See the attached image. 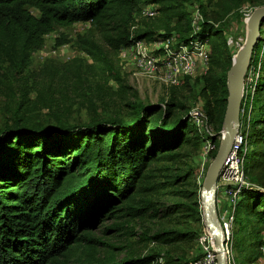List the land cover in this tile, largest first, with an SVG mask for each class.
<instances>
[{"label": "trees", "instance_id": "16d2710c", "mask_svg": "<svg viewBox=\"0 0 264 264\" xmlns=\"http://www.w3.org/2000/svg\"><path fill=\"white\" fill-rule=\"evenodd\" d=\"M189 1L0 0V76L23 78L34 53L43 49L46 36L57 27L69 28L79 23H90L95 31V35L80 36L76 41L92 64L81 59L68 63L48 60L40 67H94L104 84H119V93H125L128 87L116 68V60L96 40L97 36L117 57L141 40L153 43L175 39L173 49L208 40L209 70L196 84L202 86L204 109L220 134L229 96L227 76L234 54L225 31L208 20L206 11L203 13L207 20L194 32L186 10ZM145 6H157V15L145 17L152 22H147L144 29L133 30L136 16ZM253 6H264V0ZM256 49L251 67L259 62L264 68V39ZM157 54L165 53L161 49ZM185 81L188 85L190 78ZM254 88L255 102L260 103L264 76ZM32 93L37 95L36 102H44L46 108L51 106L42 91L24 87L11 122L0 126V264H153L163 253L165 264H193L198 258H175L166 251L118 260L117 252L123 248L112 242L116 237L136 236L135 221L158 218V201L150 197L167 190V186L187 184L193 179V170L188 169L175 175L173 181H159L172 169L165 163H177L183 149L199 148L205 141L191 123L188 108L179 100L177 90H171L165 103L130 102L116 114L97 111L90 100V120L79 124L60 118L55 123L34 121L30 116L36 106ZM259 113L257 125L264 124V105ZM260 140H264V134L254 139L255 149L247 152V177L258 157ZM219 145L217 142L212 159ZM193 188L194 191H172L170 194L180 195L187 202L168 207L165 216L171 210L185 213L198 228L144 234V241L175 246L198 240L205 229L200 204L202 183L195 180ZM108 220L112 221L110 226L105 225ZM231 244L241 264L254 263L264 256V186L243 189L235 211Z\"/></svg>", "mask_w": 264, "mask_h": 264}, {"label": "rangeland", "instance_id": "374dc122", "mask_svg": "<svg viewBox=\"0 0 264 264\" xmlns=\"http://www.w3.org/2000/svg\"><path fill=\"white\" fill-rule=\"evenodd\" d=\"M258 1L260 0H190L186 4V10L191 22H193L197 14H200L203 20H207L208 18L209 21L223 28L229 49L235 58L238 51L246 42L248 33L247 18L250 17L249 15L255 9L253 4ZM148 7L156 9L157 6H145L141 9L140 13L136 16L135 29L142 30L146 27L147 22H152V20L143 16L144 10ZM228 7H231L230 12L227 11ZM203 11H206L207 18L204 16ZM32 12L37 14L34 10ZM87 34L95 35V31L90 23H79L69 28L57 27L52 34L46 36L43 49L34 53L31 67L25 72L23 78L12 75L0 76V126L6 121L11 122V115H13L17 97H20L21 90L24 87L42 91L43 97L51 105L49 108H46L44 102H36L37 95L35 93L31 94V98L33 102H36V106L33 108L34 111L30 116H32L34 121L39 122L48 120L51 123H55L60 118L72 124L85 123L89 122L91 117L88 108V101L90 100L94 101L97 111L116 114L124 108V105L130 102H143L146 104L165 103L170 98L171 90L174 89L178 92L179 100L187 106L188 112L197 107L204 109L205 100L201 95L202 86L196 84V80L205 75L201 69H198L192 77H181L177 86L166 85L161 81V75H157L154 78L143 76L136 66V60L132 52L126 51L123 53L121 51L117 57L116 53L111 51L99 36H97L96 40L105 48L110 57L116 60L119 66L116 68L121 73L124 84L128 87L125 93H119L121 91L120 86L114 81L110 82L109 85L104 84L96 75L94 67H40L48 60L68 63L75 59H81L83 61L87 60V65H91V60L79 50L76 44L78 37ZM262 39H264V26L262 27ZM59 43L64 44L58 46ZM261 47L262 43L256 49L258 53L261 51ZM162 48L161 42H157L155 45L150 44L149 51L157 56L158 51ZM261 59H263L264 64V51L261 52ZM262 68L261 63L258 62V64L249 69L244 91L245 103H242L241 108V123L243 124L244 131L249 135V153L252 149H255L253 145L254 139L264 134V124L259 123L257 125V122H255L256 119L261 117L259 111L261 106L264 105V94L261 93L259 95L258 99L260 103L255 102L257 90L252 88L264 76V68ZM186 78H190L188 85L185 81ZM101 87H103L102 91ZM259 142L257 148L258 157L256 160H253L250 177H247L249 186L252 187L264 186V140H260ZM203 148L204 144L199 148L193 146L187 147L182 150L183 156L177 163L164 164L172 169L164 173L165 177L159 178V181L162 183L173 181L175 175H182L188 169L193 170V179L187 184L178 182L174 187L167 186V190L156 194L154 197H150L158 201L157 205L161 209L160 215L156 219L147 217L135 221L133 225L136 236L127 238L116 237L112 241L117 247L123 248L117 252L118 260L127 257H147L157 251L170 252L175 258H202L203 246L200 243V239L203 237L204 232L209 233L206 228L202 231L198 240L175 246H160L148 243L144 241V234L151 236L162 230L184 229L187 227L191 229L198 228V225L185 217V213H177V211L172 210L167 212V216H165V213L166 209L173 204L187 202L186 200H182V198L180 199V195L170 194L172 191L186 189L194 191L195 180L198 184H203L207 171L214 160L211 155L205 160ZM253 179H256V181ZM220 202L219 206L221 210L219 207V215L221 212V215L224 216L225 212L230 211L232 208L228 200H226L224 208L222 201ZM111 224L112 221L110 220L105 222L106 226H110ZM235 229H238V227L235 226ZM98 237H102L101 232L98 233ZM227 256L228 264H241L237 253L232 250L231 242L230 254H227ZM165 263L166 259L163 253L162 257H159L153 264ZM249 264H264V256L258 261Z\"/></svg>", "mask_w": 264, "mask_h": 264}, {"label": "built area", "instance_id": "2783aa9c", "mask_svg": "<svg viewBox=\"0 0 264 264\" xmlns=\"http://www.w3.org/2000/svg\"><path fill=\"white\" fill-rule=\"evenodd\" d=\"M143 13V16L147 18H153L157 15V12L152 7L146 8ZM203 21L200 14H197L193 19L192 27L195 33L200 30V25ZM134 29L135 28H133V30ZM157 42H161L163 46L162 49L165 53L163 56H155L149 51L150 44L155 45ZM157 42L148 43L145 40L136 41L132 47L122 50L123 53L130 51L134 54L136 66L143 76L154 78L157 75H161V81L164 84L177 86L181 77H192L196 74L198 69H201L204 74L208 72L210 66L208 40L204 43L199 41L192 42L189 46H182L179 49L172 48L175 44V39ZM254 87L255 86H252L255 90ZM189 118L196 128L197 133L205 139L203 143V154L205 160H207V157L217 150V142H221L223 139V132L219 134L215 131L209 116L203 108L197 107L192 109L189 112ZM240 125V130L233 142L231 152L220 171L217 183L218 195L223 193L227 197L229 205L232 208L230 211L225 212L224 216L221 215V212L219 215L227 241V254H230V242L235 222V211L240 200V195L245 187H250L245 172L249 135L243 129L241 119ZM200 243L203 246V256L193 264H217L216 249L211 235L204 232L203 237L200 239Z\"/></svg>", "mask_w": 264, "mask_h": 264}, {"label": "water", "instance_id": "95a60500", "mask_svg": "<svg viewBox=\"0 0 264 264\" xmlns=\"http://www.w3.org/2000/svg\"><path fill=\"white\" fill-rule=\"evenodd\" d=\"M246 42L233 59L227 76L228 104L223 126V139L202 184L200 204L205 228L212 237L216 249L217 264H228L227 241L218 212L217 183L219 174L231 152L233 142L240 130L241 107L244 97L246 75L252 65L255 49L261 41L264 26V6L255 8L247 19Z\"/></svg>", "mask_w": 264, "mask_h": 264}, {"label": "crops", "instance_id": "0c3cea01", "mask_svg": "<svg viewBox=\"0 0 264 264\" xmlns=\"http://www.w3.org/2000/svg\"><path fill=\"white\" fill-rule=\"evenodd\" d=\"M222 199V200H221ZM226 200H227V197L223 194V193H220L218 195V208L220 207L219 206V202L222 201V204H223V208L226 206ZM221 203V202H220ZM221 209V207H220Z\"/></svg>", "mask_w": 264, "mask_h": 264}]
</instances>
